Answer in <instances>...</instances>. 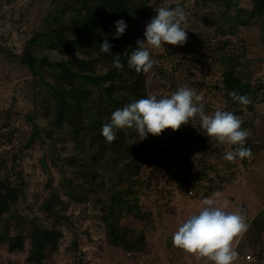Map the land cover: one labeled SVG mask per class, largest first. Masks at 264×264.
<instances>
[{
    "label": "rangeland",
    "instance_id": "obj_1",
    "mask_svg": "<svg viewBox=\"0 0 264 264\" xmlns=\"http://www.w3.org/2000/svg\"><path fill=\"white\" fill-rule=\"evenodd\" d=\"M131 1L135 12L128 26L136 44L145 39L146 25L160 7L183 8L182 27L188 31L184 45L149 49L155 64L144 73L146 89L139 99L170 96L181 87L203 92L206 114L220 109L242 119V128L251 133L245 147L253 155L224 160L225 152L236 146L208 137L196 117L177 131L149 133L143 140L134 129H115L123 130L129 143L148 144L146 160L139 159L140 166L128 170V159L137 160L135 153H112L102 128L90 124L86 111L79 118L81 129L70 121L72 108L63 110L65 121L59 124L57 86H53L58 83L53 74H60V68L47 63L33 71L20 58L29 39L64 27L72 18L85 27L83 37L91 38V29L96 32L105 16L99 4L0 0V181L20 193L0 214V264H210L174 247L172 236L217 191L222 193L219 205L227 202L229 212L242 209L249 225L234 241L239 252L234 264H264L263 3ZM75 8L81 10L79 14ZM44 39L29 49L39 58L68 61L78 53L80 58L94 59L96 73L114 68L112 54L100 51L103 40L89 39L86 48L64 55L47 46L50 38ZM65 81L76 84L70 77ZM61 87L69 92L65 82ZM80 87L89 92L86 107L94 112L98 105L109 115L124 107L105 100L96 85ZM232 91L251 103L234 101ZM117 97L121 102L128 99ZM66 100L70 103L69 97ZM35 128L40 138L30 142ZM37 227L59 231L40 263L29 259L31 234ZM19 234L24 248L10 250L9 238ZM247 255L252 256L250 261Z\"/></svg>",
    "mask_w": 264,
    "mask_h": 264
},
{
    "label": "clouds",
    "instance_id": "obj_2",
    "mask_svg": "<svg viewBox=\"0 0 264 264\" xmlns=\"http://www.w3.org/2000/svg\"><path fill=\"white\" fill-rule=\"evenodd\" d=\"M157 15L146 25L145 39L137 40V45L128 57V67L137 73H148L155 61L149 49H159L165 44L184 45L188 35L182 24L186 22V13L180 6L175 8L160 7L155 9ZM115 38L119 39L126 31L127 23L118 20L115 23ZM112 45L108 39L100 45V51L111 55ZM78 57V53L76 54ZM116 69H123L120 55L113 60ZM234 101L248 105L251 100L247 96L230 93ZM203 92L197 93L188 87H181L170 96L157 98L150 95L115 110L110 123L102 127V135L111 143L117 137L115 129H134L142 140L150 133L159 136L164 130L177 131L182 125L199 117L200 128L208 137H214L222 144L236 146L227 150L223 159L235 162L252 157V150L245 147L251 133L242 128V119L233 112L217 109L213 114L205 113ZM222 193L217 191L213 197L202 201L203 208L198 214L190 215L183 221L172 236L173 246L210 264H234L239 257L234 241L248 231L246 215L242 209L236 212L227 211V202L219 205Z\"/></svg>",
    "mask_w": 264,
    "mask_h": 264
},
{
    "label": "trees",
    "instance_id": "obj_3",
    "mask_svg": "<svg viewBox=\"0 0 264 264\" xmlns=\"http://www.w3.org/2000/svg\"><path fill=\"white\" fill-rule=\"evenodd\" d=\"M91 3H98L102 11L105 12L104 18L97 23L96 32L91 29V38L85 39L83 37L85 27L78 22L77 19L72 18L66 23L64 27L55 29L54 31H49L47 34L39 33L28 40L21 54V61L28 64V66L35 71L39 65H45L49 63L50 66H56L60 68L61 73L58 75L53 74L55 81L58 85L55 87L57 93L58 102V116L59 124H63L65 119L61 120L63 117V110L65 108H72L70 121L75 123L76 128H82L79 126V118L82 113L86 111L87 118L90 124H95L96 129L103 127L105 123H110L111 115L106 112V109L99 106L98 111L94 112L88 109L86 104L89 92L87 89H81V85L93 84L96 85L99 90L103 92L104 99L109 100L114 106H119L121 103L126 106L135 100L139 99V95L143 93L146 89V80L144 73H137L134 69L128 67V57L131 52L137 47L134 40L133 30L128 26L131 22V18L135 12L134 6L131 4V0H89ZM262 8L264 5V0H261ZM76 13L80 12L79 8L73 9ZM79 14V13H78ZM118 20H124L127 23V28L125 33L119 38H115L116 28L115 23ZM45 38H50L51 42L47 45L51 49H58L64 55L69 54L77 50L78 48H86L87 40L97 39L98 41L108 39L109 43L112 45L111 54L114 60L115 55H120V61L124 65L123 69H110L106 73H96L93 69L94 59H86L80 57H72L68 61H52L49 58H39L33 55L31 50H29L33 45L38 42L45 41ZM30 51V52H29ZM29 53V55H28ZM69 64H72L75 68H71ZM70 77V80H75L76 84L66 83L65 78ZM237 83L239 80L234 79ZM65 82L69 89V92L63 91L62 83ZM118 95H127L128 99L125 101H120ZM70 99V103L67 102L66 98ZM70 106H69V105ZM114 108V107H113ZM100 116H96L98 114ZM69 119V118H68ZM116 139L108 143L107 146L110 147L112 153L116 155L125 154L126 152H134L137 160L128 159L127 169H136L140 163L139 159L143 162L145 161L146 151L145 148L148 146L146 142L139 143H129L126 140L125 133L123 130L116 131ZM40 138V133L35 128V131L30 139V142L35 141ZM175 138V135H172ZM106 141V138H105ZM18 188L11 186L9 183H4L0 181V214L5 213L10 209L11 203L18 199L19 197ZM47 208L52 210V204L50 201L46 203ZM59 237V231L54 229L46 228H35L31 234L32 238V248L29 259L40 263L45 256V251L55 245ZM9 248L10 250L23 249L24 248V237L23 235H15L9 238Z\"/></svg>",
    "mask_w": 264,
    "mask_h": 264
},
{
    "label": "built area",
    "instance_id": "obj_4",
    "mask_svg": "<svg viewBox=\"0 0 264 264\" xmlns=\"http://www.w3.org/2000/svg\"><path fill=\"white\" fill-rule=\"evenodd\" d=\"M252 259L251 255H247V260L250 261Z\"/></svg>",
    "mask_w": 264,
    "mask_h": 264
}]
</instances>
